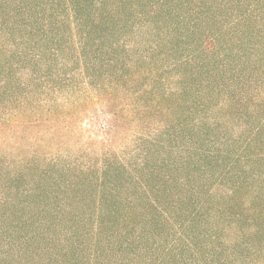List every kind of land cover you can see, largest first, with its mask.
<instances>
[{"label": "trees", "instance_id": "obj_1", "mask_svg": "<svg viewBox=\"0 0 264 264\" xmlns=\"http://www.w3.org/2000/svg\"><path fill=\"white\" fill-rule=\"evenodd\" d=\"M0 264H264V0H0Z\"/></svg>", "mask_w": 264, "mask_h": 264}]
</instances>
